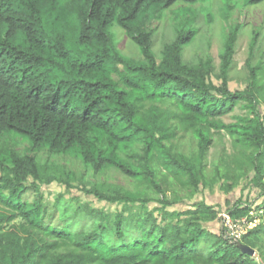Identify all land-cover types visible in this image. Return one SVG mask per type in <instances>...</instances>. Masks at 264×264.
<instances>
[{
  "label": "trees",
  "instance_id": "1",
  "mask_svg": "<svg viewBox=\"0 0 264 264\" xmlns=\"http://www.w3.org/2000/svg\"><path fill=\"white\" fill-rule=\"evenodd\" d=\"M214 2L0 0V264H264L259 34L243 90L230 89L243 28L232 27L230 3L220 2L218 70L209 56L185 58L199 34L187 9ZM169 15L172 37L158 54L152 25ZM117 29L136 56L123 54ZM242 182L263 198L227 210L233 221H257L238 242L209 230L215 206L170 211L201 189L221 183L231 192ZM54 184L65 193L50 201L42 188ZM73 190L108 208L65 200ZM64 202L74 210L52 208Z\"/></svg>",
  "mask_w": 264,
  "mask_h": 264
},
{
  "label": "rangeland",
  "instance_id": "2",
  "mask_svg": "<svg viewBox=\"0 0 264 264\" xmlns=\"http://www.w3.org/2000/svg\"><path fill=\"white\" fill-rule=\"evenodd\" d=\"M220 2L221 5L230 3L234 6L231 13V19L229 20L233 23L232 27L238 24L243 26L237 39L236 54L234 59L235 70L231 75L233 80L230 83L231 90H243L246 87L245 80L247 78V69L245 66L250 55V43L254 32L259 34L258 45L254 52V62L257 63L260 59H264V3L257 6H248L245 5L243 1H239V3L235 5V0H216L209 10L200 11L199 8L197 9L198 5L187 9L186 17L191 21V28L198 29L199 34L196 41L186 48L185 58L188 61H196L200 57L209 56L213 60V66L216 70H218L220 65L219 55L223 47V36L225 32L223 29L225 21L220 16ZM210 11L212 12V17L207 18V16L211 13ZM172 20L173 17L169 15L166 19L154 21L152 25V30L155 32V51L158 54H160L169 38L172 37L174 26ZM116 33L117 41L123 54L129 57H134V55L136 56L139 53V50L128 39L126 34L121 29H117ZM208 43L210 44L208 45ZM216 82L217 81H215V83ZM243 113L244 112L241 109H237L235 114L241 115ZM228 121L232 122L233 120ZM221 147L222 144L211 150L209 156L210 161L216 158ZM210 176L212 175L210 174ZM118 182L123 184L122 180H118ZM221 187H223L222 184L217 183L214 186L201 189V191L190 200L187 199L178 203L171 208L170 211L180 210L183 212L193 208V206L199 202H204L207 205L217 207L221 212L219 219L208 225L209 230L216 234L224 231L228 237L242 236L248 230L253 228L257 224V221L254 224H251L247 218L233 221L228 216L229 214L227 213V210L230 209V207L233 206L239 199H241L245 204L244 206H246L247 203L248 205H252L253 208H256L260 205L263 197L260 196L261 193L258 189L253 188V186L246 185V182L240 183L231 192H226L224 188ZM42 191L45 193L47 199L49 198L50 201H54L60 193H65V188L54 184L49 187H43ZM71 195L72 196L66 195L64 197L65 200H70L73 197L76 198V196H79V199L90 202L96 208H108L106 203H100L95 198L84 195L83 192L73 190ZM154 206L155 205H152V207ZM52 208H54L58 213L63 211L68 213L74 210V207L67 202L58 203ZM115 209H117V206L111 207L110 211L114 212ZM111 241V245L117 246L118 243L115 240Z\"/></svg>",
  "mask_w": 264,
  "mask_h": 264
},
{
  "label": "water",
  "instance_id": "3",
  "mask_svg": "<svg viewBox=\"0 0 264 264\" xmlns=\"http://www.w3.org/2000/svg\"><path fill=\"white\" fill-rule=\"evenodd\" d=\"M242 252L247 254V255H250V256H253L255 254V251L247 246H241L240 247Z\"/></svg>",
  "mask_w": 264,
  "mask_h": 264
},
{
  "label": "built area",
  "instance_id": "4",
  "mask_svg": "<svg viewBox=\"0 0 264 264\" xmlns=\"http://www.w3.org/2000/svg\"><path fill=\"white\" fill-rule=\"evenodd\" d=\"M231 238H233L232 240L234 242H238L241 239V236H230Z\"/></svg>",
  "mask_w": 264,
  "mask_h": 264
}]
</instances>
